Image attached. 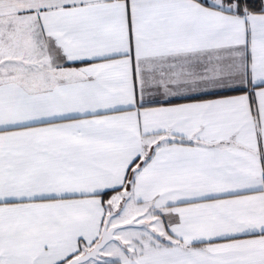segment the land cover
I'll return each mask as SVG.
<instances>
[{"label":"snow or ice","instance_id":"6c2138e0","mask_svg":"<svg viewBox=\"0 0 264 264\" xmlns=\"http://www.w3.org/2000/svg\"><path fill=\"white\" fill-rule=\"evenodd\" d=\"M0 264H264V0H0Z\"/></svg>","mask_w":264,"mask_h":264}]
</instances>
